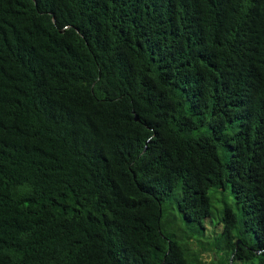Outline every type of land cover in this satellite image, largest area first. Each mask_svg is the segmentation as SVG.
<instances>
[{"label":"trees","instance_id":"trees-1","mask_svg":"<svg viewBox=\"0 0 264 264\" xmlns=\"http://www.w3.org/2000/svg\"><path fill=\"white\" fill-rule=\"evenodd\" d=\"M248 262L264 0H0V264Z\"/></svg>","mask_w":264,"mask_h":264},{"label":"rangeland","instance_id":"rangeland-1","mask_svg":"<svg viewBox=\"0 0 264 264\" xmlns=\"http://www.w3.org/2000/svg\"><path fill=\"white\" fill-rule=\"evenodd\" d=\"M211 195L213 196V208L216 210L219 209V212L223 211L224 208V199H226L229 203L235 204L234 193L232 191L231 185L229 184L225 189L212 187L210 190ZM214 225L208 224L207 226V233L208 229L211 231ZM204 256L206 260H211L213 254L212 252H204ZM245 264H254L252 262H248Z\"/></svg>","mask_w":264,"mask_h":264},{"label":"water","instance_id":"water-1","mask_svg":"<svg viewBox=\"0 0 264 264\" xmlns=\"http://www.w3.org/2000/svg\"><path fill=\"white\" fill-rule=\"evenodd\" d=\"M136 119H139V117L136 116ZM240 242H241V240L239 239V240L237 241V244H239Z\"/></svg>","mask_w":264,"mask_h":264}]
</instances>
